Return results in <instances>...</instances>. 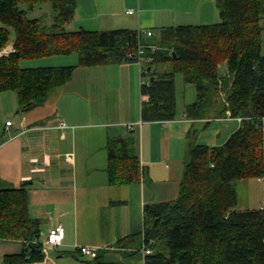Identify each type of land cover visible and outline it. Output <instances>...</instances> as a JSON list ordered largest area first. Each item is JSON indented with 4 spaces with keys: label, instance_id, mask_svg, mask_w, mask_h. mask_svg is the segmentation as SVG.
Masks as SVG:
<instances>
[{
    "label": "trees",
    "instance_id": "16d2710c",
    "mask_svg": "<svg viewBox=\"0 0 264 264\" xmlns=\"http://www.w3.org/2000/svg\"><path fill=\"white\" fill-rule=\"evenodd\" d=\"M37 6L50 11V23L28 16ZM216 7L219 21L161 27L148 42L131 28L69 29L77 0H0V93L16 91L23 111L43 104L76 66L22 67V60L78 52L85 66L137 61L143 45L141 77H149L141 82L144 121L176 118L177 72L197 92L187 117L206 119V127L209 118L241 119L223 144L191 143L176 199L145 205L144 230L120 243L130 255L149 248L145 264H264V203L238 209L236 187L238 180L264 181V0H216ZM10 45L13 50L1 51ZM107 150L110 184L141 180L133 135L110 138ZM25 185L0 188V237L25 243L24 252L6 256L5 264L44 256ZM100 258L99 252L93 263L121 264Z\"/></svg>",
    "mask_w": 264,
    "mask_h": 264
},
{
    "label": "crops",
    "instance_id": "0c3cea01",
    "mask_svg": "<svg viewBox=\"0 0 264 264\" xmlns=\"http://www.w3.org/2000/svg\"><path fill=\"white\" fill-rule=\"evenodd\" d=\"M174 1L149 6L146 0H77L69 29L124 27L142 30L147 38L148 31L156 35L154 27L181 25L182 13L194 11L196 23L220 18L216 0ZM129 9L134 13H128ZM20 64L76 66L70 81L50 90L43 104L28 111L21 110L16 91L0 93V188L26 183L29 214L40 223L43 246L53 226L61 223L66 230L58 249L47 247L41 260L27 264H94V257L79 252L80 246L97 249L105 262L145 264L142 250L130 255L120 245L144 230L145 205L162 202L177 192L193 141L222 144L241 119L209 118L206 127V119L189 118L184 112L174 120L144 121L138 61L85 66L73 52L25 59ZM62 121L66 127L61 126ZM129 135L136 138L142 178L112 185L107 172L108 140ZM24 250L23 240L0 237V264H5L6 256Z\"/></svg>",
    "mask_w": 264,
    "mask_h": 264
},
{
    "label": "rangeland",
    "instance_id": "374dc122",
    "mask_svg": "<svg viewBox=\"0 0 264 264\" xmlns=\"http://www.w3.org/2000/svg\"><path fill=\"white\" fill-rule=\"evenodd\" d=\"M176 1H178V0H175L174 2H176ZM182 1L189 2L188 0H179V3ZM198 1L199 0H197V2ZM142 2H143V0H142ZM146 2H148L149 6H151V5L152 6H162V5H164L165 0H146ZM193 5H195L194 2H193ZM186 6H187L186 3H184V5H182L181 8L184 9ZM182 12H183V10H182ZM28 16L29 17H41L43 19L44 23H46V22L50 23L52 21L50 11L45 6H37L34 10H29ZM195 17H196V14L194 11L192 12V14L182 13L179 23H182V24H189V23L200 24V23H196ZM219 20H220V18L218 19V21ZM262 22L264 24V18H263ZM68 28H70V27H68ZM71 28H73V27H71ZM119 28H124V27H119ZM153 30L159 32L160 28L154 27ZM75 53L78 54V52H75ZM142 79L147 81L149 79V77L143 76ZM175 80H176V97H177V115L183 116V113L186 110V105L193 102L196 99L197 92H196V88H195L194 84H192V83L189 84V83L185 82L184 76L181 72L176 73ZM186 144H187L186 142L183 143L184 148L181 152L182 156H184V154H185ZM180 182H179V187H177L178 188L177 192L175 191L174 195L173 196L171 195V197H168V198L166 197V200H164V201L174 200L179 196ZM236 187H237V191L239 194V201L237 204L238 209L245 210L248 208H260V207H262V205L264 203V181H262L260 178H257V177L244 179V180H238L236 182ZM158 188H159V186H158ZM156 191H158V189H156Z\"/></svg>",
    "mask_w": 264,
    "mask_h": 264
},
{
    "label": "built area",
    "instance_id": "2783aa9c",
    "mask_svg": "<svg viewBox=\"0 0 264 264\" xmlns=\"http://www.w3.org/2000/svg\"><path fill=\"white\" fill-rule=\"evenodd\" d=\"M134 11H135L134 9L127 10L128 13H134ZM152 34H153L152 31L147 32V36H149V37ZM10 50H13V47L8 49V51H10ZM143 53H144V46L141 45V47L139 48L138 53H137V57H138L137 61L140 64L141 71H142V65L145 61V59L143 58ZM11 122L12 121H8V124H11ZM61 126L66 127L67 124L64 121H62ZM65 236H66V230H65V227L63 226V224L59 223V224L53 226L48 233L47 241L45 242V244L43 246V251L47 247L58 249L63 244ZM79 251L82 254H84L85 256H89V257H96V255H97V249L89 247V246H80ZM142 251L144 252L145 255L151 252V250L149 248H146V247H144L142 249Z\"/></svg>",
    "mask_w": 264,
    "mask_h": 264
},
{
    "label": "water",
    "instance_id": "95a60500",
    "mask_svg": "<svg viewBox=\"0 0 264 264\" xmlns=\"http://www.w3.org/2000/svg\"><path fill=\"white\" fill-rule=\"evenodd\" d=\"M146 40L148 41V42H151V38L148 36L147 38H146ZM174 53V55L176 56V54H175V52H173ZM154 79V76L153 77H151V80H153ZM183 254V253H182Z\"/></svg>",
    "mask_w": 264,
    "mask_h": 264
}]
</instances>
